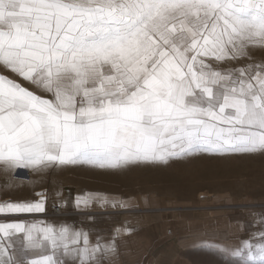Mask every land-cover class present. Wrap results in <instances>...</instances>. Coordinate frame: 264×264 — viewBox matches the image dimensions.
<instances>
[{
    "label": "snow or ice",
    "instance_id": "1",
    "mask_svg": "<svg viewBox=\"0 0 264 264\" xmlns=\"http://www.w3.org/2000/svg\"><path fill=\"white\" fill-rule=\"evenodd\" d=\"M264 47V0H0V163L123 168L198 153L264 152V65L217 70ZM42 211L7 203L0 212ZM24 233L19 247L3 242ZM0 264H81L86 233L0 224ZM205 244L230 264H264V231ZM52 254L30 257V250ZM99 264V260H96Z\"/></svg>",
    "mask_w": 264,
    "mask_h": 264
},
{
    "label": "rangeland",
    "instance_id": "2",
    "mask_svg": "<svg viewBox=\"0 0 264 264\" xmlns=\"http://www.w3.org/2000/svg\"><path fill=\"white\" fill-rule=\"evenodd\" d=\"M248 53L238 60L212 63L222 71L264 65V47H250ZM0 166V175L5 176L0 183L7 186L13 168ZM22 168L31 172L29 182L42 193L54 199L64 192L72 194L77 203L68 208L81 211L87 225L96 217L81 208V199L87 197H101L120 206L113 208V217L120 223L118 232L164 219L168 234L160 250L169 264H230L204 245H229L254 235L258 239L264 231V152L198 153L117 169L59 163ZM28 190L16 188L12 196L36 197ZM57 205L61 203L53 204Z\"/></svg>",
    "mask_w": 264,
    "mask_h": 264
},
{
    "label": "crops",
    "instance_id": "3",
    "mask_svg": "<svg viewBox=\"0 0 264 264\" xmlns=\"http://www.w3.org/2000/svg\"><path fill=\"white\" fill-rule=\"evenodd\" d=\"M213 67H215L214 64ZM0 74L17 80L24 87L29 88L44 98L51 99L50 96L44 95L48 93L40 92L35 85L22 80L3 67H0ZM11 173V177L13 178L10 175L7 176L11 178L7 186L0 183V195L4 196H0V206L7 203L42 204V211L25 213L0 212V224L20 223L26 228L35 224L38 227L50 226L56 230L66 227L70 232L86 233L90 247L99 243L102 249L104 247L114 249L97 253L95 259L87 261L85 264H96V260H99V264H169L166 261L168 258L160 250L161 243L167 238L168 234L166 229L167 224L164 219L153 220L132 229L124 228L123 231L120 230L118 232L117 225L120 223H118V219L116 220L113 217V214H115L113 208L120 206L108 202L101 197H87L81 199V208L88 209L85 214L96 216L95 220H92L94 224L91 222L87 225L86 221L81 218V211L68 208L74 207L77 203L72 194L64 192L61 197L54 199L50 195L42 193V190H39L37 187L34 188L35 186L29 182L31 181V172L29 170L19 167L13 168ZM0 177L5 178L2 175ZM22 186L29 188L28 191L30 193L35 192L36 197H13L12 195L16 194L15 189ZM6 190L8 191L7 194ZM56 200L64 207L62 208L61 205H57L62 211L60 215L51 214V208L57 202ZM122 225L125 227V224ZM0 237H3L2 233H0ZM11 241L16 242V247H19L22 243H26L24 233L17 232L11 237H3L4 243ZM74 247H83V244H70L69 254H65L63 249H58L55 254L57 264H81V258L71 253V249ZM41 254L50 255L52 252L50 248L47 251L30 250L29 258H35Z\"/></svg>",
    "mask_w": 264,
    "mask_h": 264
},
{
    "label": "built area",
    "instance_id": "4",
    "mask_svg": "<svg viewBox=\"0 0 264 264\" xmlns=\"http://www.w3.org/2000/svg\"><path fill=\"white\" fill-rule=\"evenodd\" d=\"M62 213L61 209L59 206H53L51 208V214L52 215H60Z\"/></svg>",
    "mask_w": 264,
    "mask_h": 264
}]
</instances>
